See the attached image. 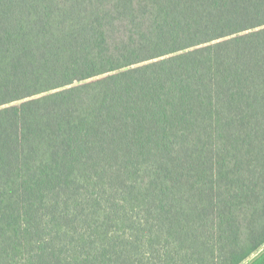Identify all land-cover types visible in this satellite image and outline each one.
<instances>
[{"label":"trees","instance_id":"16d2710c","mask_svg":"<svg viewBox=\"0 0 264 264\" xmlns=\"http://www.w3.org/2000/svg\"><path fill=\"white\" fill-rule=\"evenodd\" d=\"M263 249L264 0H0V264Z\"/></svg>","mask_w":264,"mask_h":264},{"label":"water","instance_id":"95a60500","mask_svg":"<svg viewBox=\"0 0 264 264\" xmlns=\"http://www.w3.org/2000/svg\"><path fill=\"white\" fill-rule=\"evenodd\" d=\"M264 254V249L260 251L255 257H253L247 264H252L255 262L259 257H261Z\"/></svg>","mask_w":264,"mask_h":264}]
</instances>
